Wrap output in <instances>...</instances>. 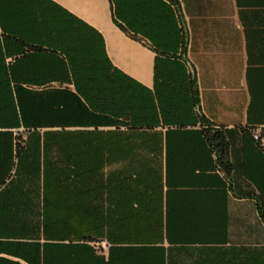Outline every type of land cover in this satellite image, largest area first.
I'll use <instances>...</instances> for the list:
<instances>
[{"label":"trees","instance_id":"trees-1","mask_svg":"<svg viewBox=\"0 0 264 264\" xmlns=\"http://www.w3.org/2000/svg\"><path fill=\"white\" fill-rule=\"evenodd\" d=\"M111 1L121 29L153 36L152 90L54 2L0 0V253L26 264H178L193 254L179 246L217 221L206 203L176 200L209 193L199 184L231 167L225 134L195 111V78L170 54L174 14L161 0ZM103 239L107 257L89 245Z\"/></svg>","mask_w":264,"mask_h":264},{"label":"crops","instance_id":"crops-1","mask_svg":"<svg viewBox=\"0 0 264 264\" xmlns=\"http://www.w3.org/2000/svg\"><path fill=\"white\" fill-rule=\"evenodd\" d=\"M50 1L102 36L115 68L153 89L152 35L121 29L111 0ZM161 1L172 10L178 31L170 54L180 58L187 74L185 59L195 70L200 111L225 134L231 167L228 177L214 169L199 184L200 192L209 193L178 195L177 202L196 200L201 208L206 203L217 220L198 232L200 241L179 246L193 254L179 257L178 264H264V146L248 141L256 130L264 142V0ZM4 260L26 264L0 253V264Z\"/></svg>","mask_w":264,"mask_h":264},{"label":"built area","instance_id":"built-area-1","mask_svg":"<svg viewBox=\"0 0 264 264\" xmlns=\"http://www.w3.org/2000/svg\"><path fill=\"white\" fill-rule=\"evenodd\" d=\"M165 2H169L170 0H164ZM185 64H186V67H187V70H188V73L195 78V70L193 69L191 63L185 59L184 60ZM195 111L197 114H202L201 111H200V106L198 105L196 108H195ZM252 136H253V139L257 142H259V144L263 147L264 146V142L263 140H261V138L259 137L258 133L256 130H252ZM90 246H92L94 248V250L101 256L103 257H107L108 256V249H109V244L102 240V241H96V242H91L89 243Z\"/></svg>","mask_w":264,"mask_h":264},{"label":"rangeland","instance_id":"rangeland-1","mask_svg":"<svg viewBox=\"0 0 264 264\" xmlns=\"http://www.w3.org/2000/svg\"><path fill=\"white\" fill-rule=\"evenodd\" d=\"M20 132L24 135V131L23 130H20ZM104 240V239H103ZM102 241V240H101ZM105 241V240H104Z\"/></svg>","mask_w":264,"mask_h":264}]
</instances>
